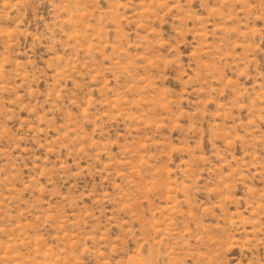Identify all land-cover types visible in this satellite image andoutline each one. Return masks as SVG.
<instances>
[{
    "label": "rangeland",
    "instance_id": "obj_1",
    "mask_svg": "<svg viewBox=\"0 0 264 264\" xmlns=\"http://www.w3.org/2000/svg\"><path fill=\"white\" fill-rule=\"evenodd\" d=\"M0 264H264V0H0Z\"/></svg>",
    "mask_w": 264,
    "mask_h": 264
}]
</instances>
